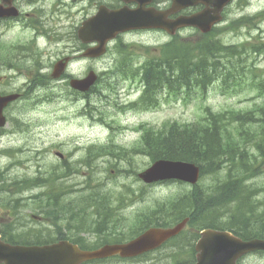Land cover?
<instances>
[{
    "label": "rangeland",
    "instance_id": "374dc122",
    "mask_svg": "<svg viewBox=\"0 0 264 264\" xmlns=\"http://www.w3.org/2000/svg\"><path fill=\"white\" fill-rule=\"evenodd\" d=\"M250 3L249 12L257 13L264 10V0H250ZM96 11V8L90 9L87 2H82L79 8L73 11V17L70 19L67 18L66 11L57 14V18H62L59 22L47 19L45 26L49 34L56 38L58 35H64L61 41L60 39L47 41L45 37H38L34 42L36 31L26 23L24 25L20 23L12 29L0 28V55L5 53L0 56V93H23L22 98L5 111L8 117L6 128L11 133L9 137L0 141V146L5 144V148L20 146L25 149L19 155L23 160L27 159L23 162L24 168L17 167L14 172L4 174L6 177L9 175L14 177L25 174L31 176L55 174L60 168L57 150L62 151L66 156L75 152L74 157L79 158L91 144V184L93 186L97 184L94 191L99 194V199L107 201V205L103 202L102 205L111 206L112 212H116L110 217L103 211L101 218H127L125 221L116 222L119 225L123 224L124 228L118 229L117 232L126 237L131 234L133 228L144 224L141 218H136L137 212H151L160 202L191 192L193 189L190 185L177 182L148 186L138 178V173L150 166V157L140 153H130L125 157L122 154L132 150L134 146L139 147L142 127L145 125L161 127L167 121L193 123L204 117L206 107H210L215 112L233 108L248 110L256 104H264V93L260 95L258 89H246V85L224 92L221 82L217 81L205 92L193 88L190 94L183 91L180 95H175L165 90L159 96V104L154 108L147 109L141 104L131 106L130 104L142 95L143 86L139 77L134 79L131 74L126 76V73L128 70H136V66L142 64L147 57L158 56L159 47L171 39L167 35L149 33L131 37L126 41L127 43L118 41L112 47L109 46L110 49L105 56L76 61L72 65L70 71L77 77L86 76L88 66L96 70L100 77L102 73L110 70L117 73L112 76L102 75L96 90L86 99L84 97L87 94L74 90L65 80L51 78L50 73L53 71V63L61 57L56 55L61 54L68 46L66 32L74 29L84 18ZM48 14L46 13L45 17H48ZM239 14L243 13L239 12ZM239 30L238 35H235L236 33L225 35L224 42L242 44L253 41L248 33L249 28L240 27ZM181 35L183 37L188 35L191 41L196 38L194 31H185ZM131 41L134 43H129ZM121 45L127 46L126 51L132 52V55L122 54V50L118 52ZM9 48L11 51H7ZM7 53L10 55H6ZM30 53H47V55L18 56ZM3 56L10 57L2 59ZM14 61L18 64V68L12 65ZM40 61L45 67L37 69ZM246 62L251 66L256 63L257 69L253 74L264 71V56L257 61H253V56H250L247 57ZM242 65L245 67L244 63ZM118 66L122 72L117 71ZM253 74L250 77H253ZM105 85L110 88L107 89ZM124 104L128 107L122 108ZM9 162L11 160L8 156H0V168ZM85 178L86 176L81 173L76 180L79 184H84ZM215 179L216 177L208 175L201 180L199 187L207 189ZM250 183L264 184V174L252 179ZM39 191L40 189H37L36 193ZM32 193V191L27 192V194ZM11 199L13 196L10 193H0V228H3L9 216L7 209L1 207L9 204ZM67 199L77 198L71 196ZM30 209L32 206L22 210L23 214L31 213ZM231 209L232 207H229L226 215L217 219V225L231 224L232 220L229 216ZM91 218H97L96 209ZM169 221L173 222L175 219L169 218ZM206 222L208 221L202 220L200 224L204 226ZM108 230L116 232L111 227ZM25 237L27 239V236ZM116 239L120 240L118 237L114 238ZM28 240H36V236H30ZM106 240L108 238L102 233L92 231V245H101ZM168 251H172V248H165L158 254L165 257ZM243 262L264 264V254L247 255L243 258ZM102 264H133V262L114 260Z\"/></svg>",
    "mask_w": 264,
    "mask_h": 264
},
{
    "label": "trees",
    "instance_id": "16d2710c",
    "mask_svg": "<svg viewBox=\"0 0 264 264\" xmlns=\"http://www.w3.org/2000/svg\"><path fill=\"white\" fill-rule=\"evenodd\" d=\"M174 42L164 56H155L142 66L140 81L145 85L144 107L158 105L157 94L164 88L175 95L183 91L190 94L193 88L205 90L214 81H220L225 92L246 85V89H258L260 94L264 93L263 76L244 67L242 56H220L229 48L221 46L215 39L197 38L191 42L177 39ZM143 130L139 147L152 161L166 158L195 162L201 166L203 177L215 175L213 183L220 184L206 189V194L195 188L196 193H183L160 202L151 212L138 214L137 218L148 221L142 220L143 227L133 231L131 238L146 226L169 225L187 215L191 216L193 225L200 224L201 218H209L206 224L216 226L215 218L222 217L225 214L223 208L229 205L232 207V222L229 226L221 225V228L233 230L246 239L264 238V184L249 183L250 179L264 174V104H256L248 110L222 112L207 107L199 121H167L157 128L143 126ZM224 168L227 170L223 178L220 172ZM14 185L19 189L47 186L48 190L32 197L33 208L46 218H60L55 176L16 179ZM95 189L91 184V197L89 193L81 196L78 208L68 212L70 218L89 215L90 202L91 216L95 209L97 218H101L103 211L110 217L116 214L112 212L113 207L102 205V202L107 205V201L99 199ZM169 218L175 221L170 222ZM2 230L8 236L6 233H11L12 227L5 226ZM17 238L18 235H12L9 241L14 242Z\"/></svg>",
    "mask_w": 264,
    "mask_h": 264
},
{
    "label": "water",
    "instance_id": "95a60500",
    "mask_svg": "<svg viewBox=\"0 0 264 264\" xmlns=\"http://www.w3.org/2000/svg\"><path fill=\"white\" fill-rule=\"evenodd\" d=\"M148 3L150 0H137ZM229 0H175V10L184 8L198 2L213 4L214 8L208 12V17L198 12L190 16H180L176 20L163 22L162 14L139 7L137 9L108 10L101 8L97 15L84 22L80 29V37L84 42L99 40L98 47L90 49L86 55H100L106 50V43L117 33L129 28L162 27L170 33L177 28L193 25L203 31H208L213 23L218 21L220 12ZM0 15H4L0 11ZM65 61L56 66L55 76L64 69ZM97 80V74L91 71L84 79H73V87L87 91ZM17 94L0 95V125L4 124L3 108ZM139 176L146 183H153L167 179H181L196 184L200 178V167L193 162L160 159L142 171ZM188 218L174 227H153L137 238L123 244H109L94 251L82 250L73 246V253H66L63 249L68 246L66 242L51 245H10L1 239L0 235V262L6 264H81L90 259L104 258L119 253L124 257L139 255L145 251L159 246L170 237L178 234L186 227ZM197 262L195 264H238V259L256 250H264V239L253 238L245 240L231 231L207 228L202 231L197 243Z\"/></svg>",
    "mask_w": 264,
    "mask_h": 264
},
{
    "label": "flooded vegetation",
    "instance_id": "af4514ba",
    "mask_svg": "<svg viewBox=\"0 0 264 264\" xmlns=\"http://www.w3.org/2000/svg\"><path fill=\"white\" fill-rule=\"evenodd\" d=\"M82 2H87L90 9L93 7L96 8V10H98V8H100L102 5H106L111 9L120 8L122 6L135 7L134 3H131L130 5V3L126 2L125 0H0V11L4 13L7 12V15L0 17V28L12 29L20 23L23 25L26 23L27 26H31L33 30L36 31L35 36L33 37L34 42L38 37L48 38V35L42 31V28L45 26V21L50 19L52 22H59L62 20V18H57V14L63 13L65 11L67 12V18H72L73 11L76 8H79V4ZM171 4V0H153L151 5L157 7L158 9L167 10L170 8ZM250 7V0L229 1L221 11L222 21L215 26L216 40L219 43H225L223 40L225 35L234 33H236L235 35H238L240 27L249 28L248 33L250 38H253V42H249L246 50L249 52H245L243 55L247 57L253 56V59H255V56H257L256 59L259 60L264 56V10L257 13H251L248 11ZM206 8V4H199L194 8L186 9L179 13H172L169 15V18L174 19L182 13L191 14L202 11ZM239 12L243 14L240 15ZM46 13H49L48 17H45ZM79 26L80 24H77L74 29L66 32L65 37L67 39L68 46L66 47L65 51L61 52V54H57L56 56H66L65 58H69L74 62L78 58L76 56H80V53L89 47L88 44L83 45L79 40ZM149 33L160 34L158 30L154 29L131 30L122 34L119 38V41L127 43L126 41L131 37ZM255 33L257 34L255 35ZM49 37L53 38L51 34ZM63 37L64 35H58L57 38L62 40ZM129 43L134 42L131 41ZM233 44L236 43L234 42ZM1 55H5V53ZM6 55L10 54L7 53ZM46 55L47 53H30L27 55L18 56ZM43 67L45 66L40 61L38 69ZM57 155L60 161L58 173V183L60 187L59 204L61 205V210L63 211L64 203L70 202L67 198L71 196L75 198L78 196L79 191L88 189L89 195L91 197V144L86 148L84 154H82V156L79 158L74 157L75 152H72L71 154L68 153L66 156L65 153L57 150ZM81 173L86 176V186H84L85 183L79 184V182L76 180V177ZM69 183L71 184L69 185ZM79 185H82V187H79ZM72 202H76V199L72 200ZM66 204V206H68L72 203ZM70 208L73 209L75 207L72 205ZM126 219L127 218H38L37 220L41 223H44L43 227H46L45 232H54L55 240L47 243L70 241L73 244H77L81 247L85 246L91 249V229L94 228L96 232L98 229H102L101 232L110 231L108 229H110V224L112 222L118 223L120 221H125ZM53 220L56 221L54 224ZM117 225L118 229L124 228L123 224ZM66 251L70 252L71 249L67 248Z\"/></svg>",
    "mask_w": 264,
    "mask_h": 264
}]
</instances>
